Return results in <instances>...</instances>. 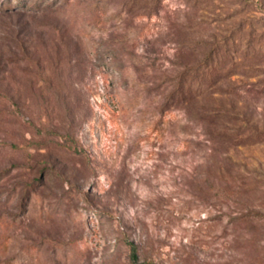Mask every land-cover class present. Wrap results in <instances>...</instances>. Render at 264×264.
<instances>
[{
	"label": "rangeland",
	"instance_id": "1",
	"mask_svg": "<svg viewBox=\"0 0 264 264\" xmlns=\"http://www.w3.org/2000/svg\"><path fill=\"white\" fill-rule=\"evenodd\" d=\"M0 264H264V0H0Z\"/></svg>",
	"mask_w": 264,
	"mask_h": 264
},
{
	"label": "trees",
	"instance_id": "2",
	"mask_svg": "<svg viewBox=\"0 0 264 264\" xmlns=\"http://www.w3.org/2000/svg\"><path fill=\"white\" fill-rule=\"evenodd\" d=\"M189 90H190V87L187 89L180 88L179 91H177L178 96H179L178 99L184 100ZM129 246H130V251H131L130 259L132 260V262H136L138 260L137 247L133 243H130Z\"/></svg>",
	"mask_w": 264,
	"mask_h": 264
}]
</instances>
